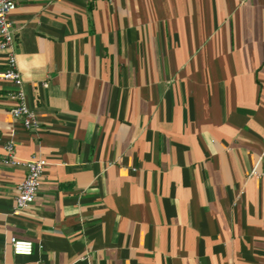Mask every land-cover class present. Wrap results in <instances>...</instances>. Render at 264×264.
<instances>
[{
	"label": "crops",
	"instance_id": "obj_1",
	"mask_svg": "<svg viewBox=\"0 0 264 264\" xmlns=\"http://www.w3.org/2000/svg\"><path fill=\"white\" fill-rule=\"evenodd\" d=\"M14 1L0 264H264V0ZM5 141L47 161L19 216Z\"/></svg>",
	"mask_w": 264,
	"mask_h": 264
},
{
	"label": "built area",
	"instance_id": "obj_2",
	"mask_svg": "<svg viewBox=\"0 0 264 264\" xmlns=\"http://www.w3.org/2000/svg\"><path fill=\"white\" fill-rule=\"evenodd\" d=\"M14 9V0H0V50L4 51L6 55V67L0 71V79L11 82L15 87L9 93L13 101L12 106L9 108L10 115L14 119L20 120L26 129L35 131L39 129L40 121L27 102L23 79L16 64L14 28L10 19L11 12ZM43 84L45 85V83ZM3 148L5 151L2 159L3 164L25 169L22 180L16 186V195L11 211L12 215L19 216L33 203L41 187L42 173L47 161L41 156L17 157L11 141H5ZM251 174L259 176L255 170H252ZM8 244L15 254L29 255L33 249V243L28 239L11 236L8 239Z\"/></svg>",
	"mask_w": 264,
	"mask_h": 264
}]
</instances>
